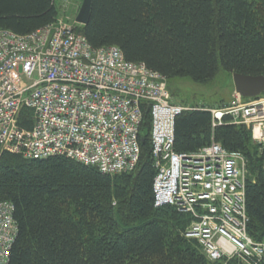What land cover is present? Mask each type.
Returning a JSON list of instances; mask_svg holds the SVG:
<instances>
[{
	"label": "trees",
	"instance_id": "16d2710c",
	"mask_svg": "<svg viewBox=\"0 0 264 264\" xmlns=\"http://www.w3.org/2000/svg\"><path fill=\"white\" fill-rule=\"evenodd\" d=\"M58 16L53 0H0V30L25 35ZM78 30L93 47L118 46L168 82L203 83L220 70L264 75V0H93ZM32 118L25 109L20 124L31 128ZM150 128L145 111L139 164L117 175L65 156L26 159L0 148V197L13 202L18 225L8 264H221L185 237L189 214L155 205ZM213 139L244 155L248 230L264 241V155L251 130L230 116L214 128L203 109L176 118V151Z\"/></svg>",
	"mask_w": 264,
	"mask_h": 264
},
{
	"label": "built area",
	"instance_id": "2783aa9c",
	"mask_svg": "<svg viewBox=\"0 0 264 264\" xmlns=\"http://www.w3.org/2000/svg\"><path fill=\"white\" fill-rule=\"evenodd\" d=\"M75 2L55 0L61 18L32 33L0 30V148L26 159L65 156L109 175L131 172L149 111L155 205L190 215L185 237L209 260L257 264L264 241L248 232L243 156L214 139L176 151V118L191 107L173 102L167 79L146 63L127 60L118 46L93 47L64 17ZM25 109L31 128L20 124ZM209 111L214 128L227 116L248 124L264 155V95ZM17 234L14 204L0 197V264H8Z\"/></svg>",
	"mask_w": 264,
	"mask_h": 264
},
{
	"label": "rangeland",
	"instance_id": "374dc122",
	"mask_svg": "<svg viewBox=\"0 0 264 264\" xmlns=\"http://www.w3.org/2000/svg\"><path fill=\"white\" fill-rule=\"evenodd\" d=\"M82 2L83 0H76L74 4L68 5L64 17L67 16L71 20H75ZM61 14L62 12L59 10V18H61ZM168 88L173 102L191 107L186 111L196 109L209 111L213 108L230 107L239 99L247 100L244 97L241 98V95L236 91L233 74L224 70H220L214 79L203 83L195 82L188 77L175 78L168 82ZM240 125H246L251 130L253 139L252 128L245 123ZM199 247L201 248L200 245Z\"/></svg>",
	"mask_w": 264,
	"mask_h": 264
},
{
	"label": "water",
	"instance_id": "95a60500",
	"mask_svg": "<svg viewBox=\"0 0 264 264\" xmlns=\"http://www.w3.org/2000/svg\"><path fill=\"white\" fill-rule=\"evenodd\" d=\"M92 1L83 0L76 22L87 25L92 14ZM233 80L236 91L244 98L258 97L264 93V75H247L233 73Z\"/></svg>",
	"mask_w": 264,
	"mask_h": 264
},
{
	"label": "bare ground",
	"instance_id": "6f19581e",
	"mask_svg": "<svg viewBox=\"0 0 264 264\" xmlns=\"http://www.w3.org/2000/svg\"><path fill=\"white\" fill-rule=\"evenodd\" d=\"M54 1V3H55V0H53ZM77 23V27H78V29L81 27V26H85V25H83V24H81V23H78V22H76ZM159 73V72H158ZM161 76H163L161 73H159ZM164 77V76H163ZM169 90V89H168ZM169 93H170V91H169ZM171 95V94H170ZM215 141V140H214ZM216 142V141H215ZM218 143V142H217ZM218 144H220V143H218ZM221 145V144H220ZM232 153H235V152H232ZM235 154H239V155H241V156H243V158H244V160L246 161V159H245V157H244V155H242L241 153H235ZM248 225H249V222H250V217L248 216ZM248 232H249V230H248ZM205 255V254H204ZM206 256V255H205ZM206 258H207V256H206ZM208 259V258H207ZM264 259V257L262 258V260ZM209 260V259H208ZM261 260V261H262ZM209 261H211V260H209ZM261 261H259L257 264H259ZM211 262H213V261H211ZM213 263H219V262H213Z\"/></svg>",
	"mask_w": 264,
	"mask_h": 264
}]
</instances>
